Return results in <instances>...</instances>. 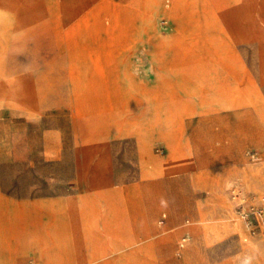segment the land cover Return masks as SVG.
Returning <instances> with one entry per match:
<instances>
[{"label": "rangeland", "instance_id": "374dc122", "mask_svg": "<svg viewBox=\"0 0 264 264\" xmlns=\"http://www.w3.org/2000/svg\"><path fill=\"white\" fill-rule=\"evenodd\" d=\"M263 37L264 0H0V264H264Z\"/></svg>", "mask_w": 264, "mask_h": 264}, {"label": "crops", "instance_id": "0c3cea01", "mask_svg": "<svg viewBox=\"0 0 264 264\" xmlns=\"http://www.w3.org/2000/svg\"><path fill=\"white\" fill-rule=\"evenodd\" d=\"M90 205V200L88 199H84L83 201H80L79 203L76 202H69L68 203V208H69V212H70V207L73 206L77 209H83L85 207H88ZM59 207H61L59 205ZM80 239H87V237L85 236V234H81ZM82 244V243H81ZM96 249L92 248L91 250L89 249H82V248H74L73 250L71 249V252L69 253L70 256L73 257V262L76 264H85L87 261V257L86 256H90V255H96Z\"/></svg>", "mask_w": 264, "mask_h": 264}, {"label": "built area", "instance_id": "2783aa9c", "mask_svg": "<svg viewBox=\"0 0 264 264\" xmlns=\"http://www.w3.org/2000/svg\"><path fill=\"white\" fill-rule=\"evenodd\" d=\"M189 240H190V236L188 234L185 237H183L180 244L181 248H184L185 245L189 242Z\"/></svg>", "mask_w": 264, "mask_h": 264}, {"label": "bare ground", "instance_id": "6f19581e", "mask_svg": "<svg viewBox=\"0 0 264 264\" xmlns=\"http://www.w3.org/2000/svg\"><path fill=\"white\" fill-rule=\"evenodd\" d=\"M240 11V10H239ZM238 14V13H237ZM140 17V16H139ZM87 19V18H86ZM85 19V20H86ZM128 19V18H127ZM145 19V18H144ZM84 21V20H83ZM238 21V20H237ZM86 24H87V22H86ZM238 26V25H237ZM241 35V34H240ZM242 36V35H241ZM243 37V36H242ZM264 38V37H263ZM242 40V39H241ZM262 41V40H261ZM93 59V58H92ZM100 60V59H99ZM103 70V69H102ZM98 72V71H97ZM102 72V71H101ZM102 74V73H101ZM182 80V79H181ZM166 93V92H165ZM168 94V93H167ZM223 184V183H222ZM221 184V185H222ZM136 202V201H135ZM140 204L138 203V202H136V206H139Z\"/></svg>", "mask_w": 264, "mask_h": 264}]
</instances>
